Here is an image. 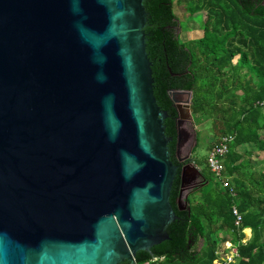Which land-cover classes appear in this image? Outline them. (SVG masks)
Segmentation results:
<instances>
[{
    "label": "water",
    "instance_id": "95a60500",
    "mask_svg": "<svg viewBox=\"0 0 264 264\" xmlns=\"http://www.w3.org/2000/svg\"><path fill=\"white\" fill-rule=\"evenodd\" d=\"M143 3L0 0V264H137L170 239Z\"/></svg>",
    "mask_w": 264,
    "mask_h": 264
},
{
    "label": "trees",
    "instance_id": "16d2710c",
    "mask_svg": "<svg viewBox=\"0 0 264 264\" xmlns=\"http://www.w3.org/2000/svg\"><path fill=\"white\" fill-rule=\"evenodd\" d=\"M143 4L154 93L168 112L166 135L174 139L169 145L171 160L179 164V112L170 91L192 92L194 120L210 121L215 130L209 151L223 137L233 140L224 159L231 187L223 188L206 167L201 170V185L181 210L179 173L170 198L177 216L168 227L170 239L151 253L139 251L137 264H213L227 240L241 243L240 257L233 264H264V167H253L251 160L264 153V0H144ZM179 12L189 20H201L202 37L182 40ZM233 208L243 217L239 228ZM245 229L252 235L243 243Z\"/></svg>",
    "mask_w": 264,
    "mask_h": 264
},
{
    "label": "rangeland",
    "instance_id": "374dc122",
    "mask_svg": "<svg viewBox=\"0 0 264 264\" xmlns=\"http://www.w3.org/2000/svg\"><path fill=\"white\" fill-rule=\"evenodd\" d=\"M179 16L181 18V27H179L178 31L181 34L182 40L185 42L188 41H195L196 39L203 36L202 31V23L199 19H191L189 20L188 17H184L183 12H179ZM237 59H235L236 62ZM191 94L190 93H177L175 95L176 104L179 105V113L180 117L178 118V123L180 122V125L178 124V130H179V143H178V157L180 159H188L190 160V163L193 165V160L195 159V163L197 165V170L201 172V170L208 167L207 161H208V146L214 143V133L215 130L211 124L210 121H204L199 118V121L194 120V117L192 116V112L187 107V105L191 102ZM197 133L199 134V147L196 149V152H194V149L196 147L197 141ZM248 150L255 151L253 146H248ZM252 151V152H253ZM260 157H252V163L253 167H264V163L262 161V158L264 157V154L259 153ZM260 162V163H259ZM263 169V168H260ZM192 172V171H191ZM188 173L187 178H193L191 175L192 173ZM196 175V173H195ZM194 175V176H195ZM216 178V177H215ZM197 180V179H196ZM199 180L192 181L193 183L188 186L186 191L183 194V200L182 204L184 207L187 206V197L192 193V191L199 186L197 182ZM194 182L196 183L194 187ZM191 183V182H190ZM194 187V188H193ZM249 232V231H248ZM250 234V232H249ZM251 235V234H250Z\"/></svg>",
    "mask_w": 264,
    "mask_h": 264
},
{
    "label": "built area",
    "instance_id": "2783aa9c",
    "mask_svg": "<svg viewBox=\"0 0 264 264\" xmlns=\"http://www.w3.org/2000/svg\"><path fill=\"white\" fill-rule=\"evenodd\" d=\"M232 140V138L223 137L220 142L208 152V168L222 184L223 188L231 187L230 178L226 175L224 159L230 152V143ZM233 215L235 216V225L238 228L241 227L243 217L237 208H233ZM244 233L246 238L242 242L246 243L250 238V234L247 233V229L244 230ZM240 244L241 243L236 244L231 240L224 242L218 251L219 257L213 264H233L240 257Z\"/></svg>",
    "mask_w": 264,
    "mask_h": 264
},
{
    "label": "flooded vegetation",
    "instance_id": "af4514ba",
    "mask_svg": "<svg viewBox=\"0 0 264 264\" xmlns=\"http://www.w3.org/2000/svg\"><path fill=\"white\" fill-rule=\"evenodd\" d=\"M178 109V112H179V108H177ZM179 117H180V113H179ZM170 145V144H169ZM176 158L178 159V162H179V164H176V165H178L179 166V173H181V175H182V171H183V168H185L186 167V173H190L191 171V175L193 176V178L195 179V182L197 181V180H199V178L201 179V172L200 173H198L197 172V170L195 169V167H193L192 166V163H190V160H188L187 158L186 159H180L179 157H178V144H177V148H176ZM181 160V161H180ZM193 165L194 166H197L196 165V163H193ZM178 173V174H179ZM195 173H196V175H195ZM180 175V176H181ZM195 175V176H194ZM178 176V175H177ZM197 179V180H196ZM201 181H202V179L199 181V182H197L199 185H201ZM194 182V187H196L195 186V183ZM193 187V188H194Z\"/></svg>",
    "mask_w": 264,
    "mask_h": 264
},
{
    "label": "crops",
    "instance_id": "0c3cea01",
    "mask_svg": "<svg viewBox=\"0 0 264 264\" xmlns=\"http://www.w3.org/2000/svg\"><path fill=\"white\" fill-rule=\"evenodd\" d=\"M261 154H264V153H261ZM262 159H263V163H264V157H263ZM247 231H249V232H250V234L252 235V232H251V230H250V229H247ZM251 235H250V237H251Z\"/></svg>",
    "mask_w": 264,
    "mask_h": 264
}]
</instances>
